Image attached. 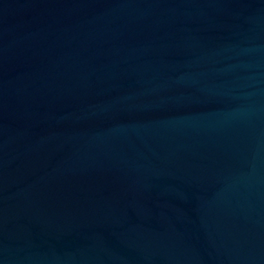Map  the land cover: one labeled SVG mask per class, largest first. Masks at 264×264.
Segmentation results:
<instances>
[{
	"label": "water",
	"instance_id": "1",
	"mask_svg": "<svg viewBox=\"0 0 264 264\" xmlns=\"http://www.w3.org/2000/svg\"><path fill=\"white\" fill-rule=\"evenodd\" d=\"M0 264H264V0H0Z\"/></svg>",
	"mask_w": 264,
	"mask_h": 264
}]
</instances>
